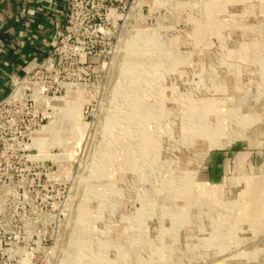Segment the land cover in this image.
Listing matches in <instances>:
<instances>
[{"label":"rangeland","instance_id":"1","mask_svg":"<svg viewBox=\"0 0 264 264\" xmlns=\"http://www.w3.org/2000/svg\"><path fill=\"white\" fill-rule=\"evenodd\" d=\"M63 16L21 83L0 264H264V0Z\"/></svg>","mask_w":264,"mask_h":264},{"label":"crops","instance_id":"2","mask_svg":"<svg viewBox=\"0 0 264 264\" xmlns=\"http://www.w3.org/2000/svg\"><path fill=\"white\" fill-rule=\"evenodd\" d=\"M64 14L65 0H0V100L50 50ZM254 157L261 159L253 171L260 177L264 150Z\"/></svg>","mask_w":264,"mask_h":264},{"label":"built area","instance_id":"3","mask_svg":"<svg viewBox=\"0 0 264 264\" xmlns=\"http://www.w3.org/2000/svg\"><path fill=\"white\" fill-rule=\"evenodd\" d=\"M89 4L90 0H65V15H67V13H72L74 7L82 10V8H87ZM97 16H100V14H97ZM52 51L53 50L50 49L47 52L48 55ZM45 56L37 62L31 72L13 80L10 90L0 100V166L9 158L12 159L13 157H16V153L22 150V146L25 145L23 137L24 130L26 129L17 122V118L19 114L22 113L21 110L23 109L20 100L22 99L24 88L21 86V83L26 80L29 74L37 72V69L42 66ZM16 89L18 90V94L16 97H13V92ZM36 125L37 124H35V126ZM7 153H9V155Z\"/></svg>","mask_w":264,"mask_h":264},{"label":"bare ground","instance_id":"4","mask_svg":"<svg viewBox=\"0 0 264 264\" xmlns=\"http://www.w3.org/2000/svg\"><path fill=\"white\" fill-rule=\"evenodd\" d=\"M134 77V76H133ZM18 94V90L16 89L14 92H13V97H16ZM152 139V138H151ZM240 156V155H239ZM237 157V164L240 165V159L242 160L243 158H245V156H242V157ZM148 159V158H147ZM258 181V180H257Z\"/></svg>","mask_w":264,"mask_h":264},{"label":"trees","instance_id":"5","mask_svg":"<svg viewBox=\"0 0 264 264\" xmlns=\"http://www.w3.org/2000/svg\"><path fill=\"white\" fill-rule=\"evenodd\" d=\"M44 55H46V53ZM44 55H43V57H44Z\"/></svg>","mask_w":264,"mask_h":264}]
</instances>
